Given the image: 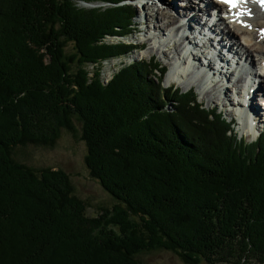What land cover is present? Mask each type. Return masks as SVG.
<instances>
[{
  "label": "trees",
  "instance_id": "obj_1",
  "mask_svg": "<svg viewBox=\"0 0 264 264\" xmlns=\"http://www.w3.org/2000/svg\"><path fill=\"white\" fill-rule=\"evenodd\" d=\"M126 1L0 0V264H140L134 254L154 249L184 264H264V132L238 140L193 90L164 88L154 58L104 84L102 64L135 49L105 42L133 34ZM74 116L89 174L118 204L102 217L85 215L63 172L9 157L53 143Z\"/></svg>",
  "mask_w": 264,
  "mask_h": 264
},
{
  "label": "bare ground",
  "instance_id": "obj_2",
  "mask_svg": "<svg viewBox=\"0 0 264 264\" xmlns=\"http://www.w3.org/2000/svg\"><path fill=\"white\" fill-rule=\"evenodd\" d=\"M171 1L165 3L163 1V6L161 5L163 9L155 11L151 7V0H147L143 8L147 32L156 33L148 39L151 51L155 50L166 58L171 53L175 55L178 60L177 67L182 69V72L175 74L185 83L189 81L192 73H189V68L201 75L205 72L206 75L202 76L212 85L206 86V89L217 93L216 99H209L210 102L217 104L223 101L227 106L232 104L228 110L220 107L228 114L234 115L229 119L232 126L238 125L237 128H241L248 137L255 131L257 135L264 130V108L261 109V106L264 107V90L261 89L263 88L261 83L264 82V8L248 2L233 10L234 16L211 21V15L210 18L206 17L209 16V11L214 10L211 8L215 4L214 0L208 3L205 0H197L194 12L191 11V5L194 3L192 0H183L184 4L180 10H175ZM201 3H204L203 7L199 6ZM241 12L244 14L240 15ZM248 13H251V17L247 15ZM153 19H156L157 26L154 25ZM208 22L211 26L207 25ZM218 22L223 25L222 29L217 27ZM162 31L166 33L162 34ZM154 38L164 47L171 44L172 48L168 47L162 51ZM237 43L239 51L235 49ZM183 58L185 59L182 61ZM188 60L190 63H187ZM230 60H235L233 65ZM241 60H244L243 63L249 69L239 66ZM227 83L231 86H225ZM230 89L233 90V94L229 92ZM257 101L262 103L260 107Z\"/></svg>",
  "mask_w": 264,
  "mask_h": 264
},
{
  "label": "rangeland",
  "instance_id": "obj_3",
  "mask_svg": "<svg viewBox=\"0 0 264 264\" xmlns=\"http://www.w3.org/2000/svg\"><path fill=\"white\" fill-rule=\"evenodd\" d=\"M164 1V2H163ZM168 2L169 0H151V7L156 11L160 10L162 8V2ZM194 3L191 5V11H195L196 2L197 0H192ZM208 2H211V0H205ZM129 4L134 9V18L132 19V32L133 34L125 38H117V37H107L105 39L106 43H132L135 48H139L140 46H143L144 49H134L130 54H128L125 57L116 58L112 60H108L102 64L101 68V78L102 82L107 84L108 80L111 79V75L115 73L119 68L123 67L124 64H130L133 62H141V61H149L150 59L154 58L156 59L161 67L166 68V74L162 81V86L164 88H168L171 86H174L182 92H187L189 90H193V92L196 95V100L203 104V106L206 109H214L218 108V111L223 114V118H225L227 121L231 117H234V115L228 114L225 110L220 109V107L225 108L226 110L231 109L233 105L227 106L224 104L223 101L219 103L210 102V100H215L217 93L211 92L206 89L207 87H212L211 83H209V80L205 79L204 76L206 75L205 72H202V75L200 73H197L195 70H192L191 68L188 69L189 73L194 72L191 74V76L188 78L189 81L185 83L184 80L179 79L175 72H182V69L177 67V57L173 55L172 53L166 58L161 55V53H157L155 50L151 51L150 47V41L148 40L150 37L155 35V32L148 33L146 29V24L144 23V14L145 11L143 8L145 7L147 0H131L126 1L123 4ZM171 4L173 5V8L176 10H180L182 8V5L184 4L183 0H172ZM79 6L83 8H89V6H85L83 3L78 4ZM162 5V6H161ZM204 3L199 4L200 7H203ZM99 7V4L96 5ZM102 7H106L103 5H100ZM163 9V8H162ZM196 13V12H195ZM210 14L206 18L211 17V21L214 20L213 13L209 11ZM190 15V12H188V16ZM206 16V15H205ZM154 20V25L157 26L156 19ZM216 21V20H215ZM193 25V23H191ZM207 25L211 26V23L208 22ZM176 26V25H175ZM174 26V27H175ZM219 28H223V25H221L218 22ZM173 28H171L172 30ZM173 32V33H172ZM172 35L174 36V31H172ZM162 34H165V31L161 32ZM161 34V35H162ZM213 36V35H212ZM146 38V40H143V38ZM213 38V37H212ZM165 39V38H163ZM199 39H197L198 41ZM154 41L158 46H160L162 51H165L168 49V47L172 48V45L164 47L162 43L154 38ZM138 45V46H136ZM67 47H65L64 51L66 55H69L73 53V47L72 44H67ZM238 43L235 45V49L237 48ZM240 48V47H239ZM237 48L236 50L239 51L240 49ZM236 52V51H235ZM237 53V52H236ZM171 57H174L170 60ZM230 58V57H229ZM185 58L182 59V61ZM235 60H230L232 65L234 64ZM181 62V61H180ZM244 60H241L239 63V66L249 69L246 64L243 63ZM187 63H190V60H188ZM244 65V66H242ZM248 67V68H247ZM88 71H91V67H87ZM225 71V69H224ZM262 82V80H261ZM263 85L264 90V82L261 83ZM225 86L230 87L231 85L227 83ZM260 88V87H259ZM262 90V91H263ZM229 92L233 94V90L230 89ZM258 93V92H257ZM258 94H256L257 96ZM235 98V96H233ZM232 97V98H233ZM221 98V97H219ZM210 99V100H209ZM237 99V97H236ZM172 101V100H171ZM165 102V110L167 113H171L173 109L175 108L176 102L172 101H164ZM260 103V101H257ZM263 102V101H262ZM221 104V105H220ZM262 103L259 104V107ZM264 107L261 106V109ZM238 125L234 124L231 129L233 131L232 134L236 135L238 140H244L245 143L251 144V142H254L256 138V133L251 132L250 137H246L244 135L245 132H242L241 128H237ZM264 131V130H263ZM55 141L47 142L45 146L38 145V144H32V143H23L20 145L15 146L11 149V153L9 155L11 161H13L16 164H19L20 167L25 168L29 171L36 172L37 174L43 172L44 170H52V171H61L63 174H65L70 182V185L72 187V195L83 204V207L85 209V215L89 218H97L103 214L109 213L114 207H116L118 204L115 201L114 198H112L107 192L103 190V188L100 186L99 182L95 179H93L89 171L86 167L85 163V156H86V147L84 142L80 139L81 136V124L79 120L74 116L71 118V129L69 130L66 127H62L59 129V131L55 130ZM242 137V138H241ZM103 229H113L112 227H107L106 224H104ZM116 230V229H115ZM133 259L140 264H184L177 255L174 253L163 250V249H154V250H144L140 251L136 254H134Z\"/></svg>",
  "mask_w": 264,
  "mask_h": 264
},
{
  "label": "snow or ice",
  "instance_id": "obj_4",
  "mask_svg": "<svg viewBox=\"0 0 264 264\" xmlns=\"http://www.w3.org/2000/svg\"><path fill=\"white\" fill-rule=\"evenodd\" d=\"M222 3L229 6L230 10H235L239 4L246 3L247 0H221ZM257 3L260 4L261 7H264V0H256ZM244 13H240V15H243Z\"/></svg>",
  "mask_w": 264,
  "mask_h": 264
},
{
  "label": "water",
  "instance_id": "obj_5",
  "mask_svg": "<svg viewBox=\"0 0 264 264\" xmlns=\"http://www.w3.org/2000/svg\"><path fill=\"white\" fill-rule=\"evenodd\" d=\"M86 7L87 6H89V7H94V6H96V5H91V4H85V3H83Z\"/></svg>",
  "mask_w": 264,
  "mask_h": 264
},
{
  "label": "built area",
  "instance_id": "obj_6",
  "mask_svg": "<svg viewBox=\"0 0 264 264\" xmlns=\"http://www.w3.org/2000/svg\"><path fill=\"white\" fill-rule=\"evenodd\" d=\"M105 84H106V82H105Z\"/></svg>",
  "mask_w": 264,
  "mask_h": 264
}]
</instances>
